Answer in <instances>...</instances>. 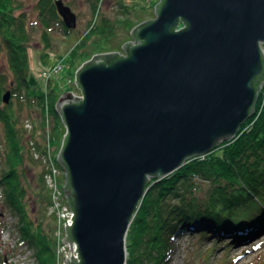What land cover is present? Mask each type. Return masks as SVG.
Returning a JSON list of instances; mask_svg holds the SVG:
<instances>
[{
	"label": "water",
	"instance_id": "water-1",
	"mask_svg": "<svg viewBox=\"0 0 264 264\" xmlns=\"http://www.w3.org/2000/svg\"><path fill=\"white\" fill-rule=\"evenodd\" d=\"M56 8L68 30L78 16ZM126 53L96 55L58 102L59 164L74 213L65 243L79 260L127 264V236L152 180L233 142L264 86V0H162ZM11 92L4 96L11 101Z\"/></svg>",
	"mask_w": 264,
	"mask_h": 264
},
{
	"label": "trees",
	"instance_id": "trees-1",
	"mask_svg": "<svg viewBox=\"0 0 264 264\" xmlns=\"http://www.w3.org/2000/svg\"><path fill=\"white\" fill-rule=\"evenodd\" d=\"M56 1L58 0H39L37 3L43 23L46 22V17H55L64 25L56 8ZM26 9L23 0H0V55L6 56L10 67L9 74L0 71V130L6 160L5 168H2L0 175V191L3 192L6 211L19 219V226L20 221L23 224L20 243H27L35 250L38 264H54L53 227L51 228V225L49 230L44 227V219L51 206L49 196L48 200L47 196H44L43 190L46 189L44 172H41L42 192L39 194L43 200V211L41 209L43 215H40V209L35 208L38 217L36 216L37 220H33L34 216L30 213H34V210L30 203L31 182L27 178V172L31 167L30 162L35 160L25 149L26 130L23 116L25 109L32 111L33 108H38L44 112L48 103L51 110L55 111L64 92L59 91L58 87L46 94L31 91L29 53L32 48V36ZM125 10L127 13L131 11L129 8ZM102 19L100 24L96 22L92 27L88 35L90 37L86 38L84 43H80L78 51L74 50L73 58L79 57L80 60L92 58L95 56L92 53L95 47L99 49L95 51L97 54L105 50L115 53L124 42L117 41L116 33L120 30V25H123L124 28L121 29L127 33L137 27L133 21L126 19L114 25L109 23L108 27L104 28ZM44 25L43 38L48 42L51 30L45 23ZM71 32L66 28L67 35ZM94 33L97 35L101 33L103 38L99 37L93 42L91 35ZM106 39L108 41H105ZM103 41L104 48L101 45ZM49 48L50 45L47 49ZM8 92H11L12 96L7 105L4 96ZM262 96L264 94L258 101L255 117L244 124L233 142L223 144L206 157H194L176 173L159 182L154 180L151 183L127 236V264H165L175 249L176 237L185 233H199L203 241L212 234L226 237L228 231H232L235 233L232 243L238 244L244 237V234H239L238 231L244 230L245 227L255 226L259 221L256 230H264ZM53 115L54 134L58 129L61 130L54 135V142L58 141L56 146L61 147V137L67 130L57 113ZM35 133L36 128L28 142L36 141L42 146L43 142L32 138L36 136ZM44 136L45 134L41 139L45 141ZM29 157L32 158L31 161ZM51 217L55 222L54 216ZM1 264H5V261L2 260Z\"/></svg>",
	"mask_w": 264,
	"mask_h": 264
},
{
	"label": "rangeland",
	"instance_id": "rangeland-1",
	"mask_svg": "<svg viewBox=\"0 0 264 264\" xmlns=\"http://www.w3.org/2000/svg\"><path fill=\"white\" fill-rule=\"evenodd\" d=\"M23 1L27 7L29 29L32 36V48L29 53V83L32 93L46 94L55 89V87H58L59 91L63 90L64 95L72 93L74 96H80L79 90L76 88L78 71L94 57L84 60H80L79 57L75 56V58H73L75 54L74 50L78 51L80 43L90 37L88 35L92 31V27L96 25V22L100 24L103 18V26L107 28L109 23L114 25L117 24L116 22H124L126 19H129L138 27L149 20H155L157 18L156 6L161 2V0H63L78 16V27L73 30L71 34L67 35L66 28L58 18L46 17V22L44 23L51 30L48 37L50 41L46 42L43 38L45 36V25L37 9L39 0ZM124 7L133 11L127 13ZM121 28H124L123 25H120V30L116 33L117 41L119 43L122 41L124 42L115 53L125 56L126 53L123 52V47L134 41L132 32L136 27L129 33ZM99 37L103 38L101 33H98V35L96 33L91 35L93 42L97 41ZM105 41H108V39ZM49 45L50 48L47 49ZM101 45L105 47V42ZM132 45H134V42ZM97 50L99 49L95 47L94 52H92L95 56L110 53V50H105L99 51V54H97L95 52ZM0 71L7 72L8 74L10 72L9 61L6 56L2 54L0 55ZM56 84H58V86H56ZM262 89L263 91L261 90L258 93V101L260 100V96L264 94V88ZM262 97L264 99V96ZM261 101L264 102L263 100ZM27 111L32 113L29 114ZM24 112L23 125L26 130V137L24 140L26 141L25 149L29 155H32L36 162L39 161V163L35 161L30 162L31 167L27 172V178L30 180L29 182H31L32 198L30 203L34 210V213H30L34 216H32L33 220H37L36 216L38 217V215L35 212V208L40 209L41 212L43 206V200L40 199L39 195L40 192H42V187L40 188L41 172L45 174L44 181L46 183V189L43 190L45 192L44 196H47V200L49 196V200L52 204H54L56 184L59 183L61 186L63 180L61 176L65 175V170L60 166L58 159L64 147L66 134L61 137V147H59V145L56 146L58 141L54 142V138L61 130L58 129L54 134L55 119L52 117L53 113H57L64 126L62 116L58 110V104L55 111L51 110V106L48 103L44 112L38 108H33L32 111L25 109ZM40 114L43 117H41ZM35 128L37 133H35L36 136L32 138L39 140V142H43L42 146H39L36 141L31 140L32 142H28ZM44 129H46V131H44ZM44 134L45 141L41 139V136ZM2 138V131L0 130V175L6 163L4 141ZM44 146L52 156L53 161H50L49 164L48 161L42 159L38 150L42 149ZM38 157L41 158V160H39ZM31 159L32 158L29 157V161H31ZM153 181L154 180H152V182ZM59 185L57 186L59 187ZM2 193L3 192L0 191V264L2 260L5 261V264H38L35 250L31 246H28L27 243H20V239H22L21 227H23V224H21L20 221L19 226V219L12 217L6 211ZM63 213L64 211H62L60 216H58L56 212L51 213L50 206L47 211V217L44 219L45 228L49 230L51 225V228L53 227L52 233L55 241L53 250L54 264H63L65 257L70 253L68 248H63V245H58L63 237H59V231L57 232V230H59L57 221H61L63 228H65L70 223L69 220H71V217L68 219ZM40 215H43V213L41 212ZM51 216H54L55 222L52 221ZM257 225L249 226V228L245 227V231H238L239 234H244L242 242H238V244L232 243V238L235 234L232 231H228L229 234L226 237H219L216 234H212L208 239L203 241L199 237V233L182 234L176 237L175 249L165 264H264V230H256Z\"/></svg>",
	"mask_w": 264,
	"mask_h": 264
},
{
	"label": "built area",
	"instance_id": "built-area-1",
	"mask_svg": "<svg viewBox=\"0 0 264 264\" xmlns=\"http://www.w3.org/2000/svg\"><path fill=\"white\" fill-rule=\"evenodd\" d=\"M264 88V86L262 87ZM263 91V89H261ZM80 96H75L76 98H84L83 94L79 91ZM40 155L42 156L43 160L48 161V164L50 163V161L52 162V156L51 153L48 152V150L45 148V146L42 149H38ZM40 157V156H39ZM39 160H41V158H39ZM65 175L61 176L63 178L61 186L59 185V183L56 184V192L54 194V204L51 205V213L56 212L58 216H60V214H62V211H64V215L67 216V218L69 219L71 217V220H69V226L73 225V217H74V213L72 211V209L70 208V206L67 203L66 200V196H65V187L67 185V173L64 172ZM59 185V187L57 186ZM61 189V190H59ZM65 205V206H64ZM69 209V210H68ZM58 218V217H57ZM59 226V230H57V232L59 231V237H63V239H61L59 241L58 245H63V248H68L70 250V253L67 254V256L65 257L66 259H69V261L72 263V256H74V258H76L77 260H79V254H78V247L76 244H73V248L71 243H65L64 240L67 239L68 237V232H67V226L65 228H63V225L61 224V221H57ZM67 224V223H66ZM57 228V229H58ZM62 229V230H60ZM65 260L63 261V264L65 263Z\"/></svg>",
	"mask_w": 264,
	"mask_h": 264
},
{
	"label": "bare ground",
	"instance_id": "bare-ground-1",
	"mask_svg": "<svg viewBox=\"0 0 264 264\" xmlns=\"http://www.w3.org/2000/svg\"><path fill=\"white\" fill-rule=\"evenodd\" d=\"M132 37H133V35H132ZM134 41V44L137 46V43H139V44H141V42L139 41V40H137V39H133ZM176 173V172H175ZM171 176V175H170ZM169 177V176H168ZM167 178V177H166ZM165 179V178H164ZM146 197V196H145ZM145 199V198H144ZM144 199H143V201H144ZM141 207V206H140ZM139 207V208H140ZM139 210V209H138ZM137 213V212H136Z\"/></svg>",
	"mask_w": 264,
	"mask_h": 264
}]
</instances>
